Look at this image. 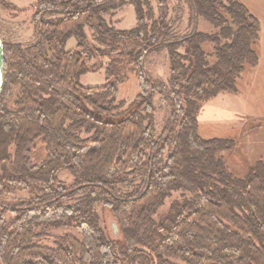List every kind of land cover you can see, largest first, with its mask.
<instances>
[{
    "label": "trees",
    "instance_id": "trees-1",
    "mask_svg": "<svg viewBox=\"0 0 264 264\" xmlns=\"http://www.w3.org/2000/svg\"><path fill=\"white\" fill-rule=\"evenodd\" d=\"M34 1L37 42L25 49L3 42L0 200L15 190L36 197L11 208L0 201V264H264V162L235 177L221 159L235 141L202 137L198 121L201 105L239 94L245 67L258 65L260 23L247 7L239 0H187L193 27L179 36L167 0H157L158 15L150 0ZM118 2L135 9L134 29L107 22ZM199 19L215 33L198 31ZM71 39L76 48L68 51ZM162 51L170 64L167 85L145 70L147 58ZM93 58L108 60L107 78L88 88L80 78L93 72ZM130 75L140 92L123 110L118 91ZM14 88L19 93L9 107ZM156 94L172 109L159 136ZM38 144L41 164L33 158ZM62 172L74 179L68 188ZM179 191L190 197L173 202L157 225L165 201ZM98 204L111 214L116 236L101 225ZM47 229L76 235L57 236L47 247L39 242Z\"/></svg>",
    "mask_w": 264,
    "mask_h": 264
},
{
    "label": "rangeland",
    "instance_id": "rangeland-1",
    "mask_svg": "<svg viewBox=\"0 0 264 264\" xmlns=\"http://www.w3.org/2000/svg\"><path fill=\"white\" fill-rule=\"evenodd\" d=\"M169 6V18L174 23V30L179 36L188 35L192 31L191 14L187 0H167ZM260 23V40L256 45L259 58L256 67L246 66L238 81L239 94L219 95L205 105H201L198 121L200 135L206 139L234 140L236 147L230 153L221 155L222 161L230 172L237 178L244 179L250 168L259 162H264V0H239ZM155 14L157 13V0H150ZM2 3L16 7L20 13L7 11ZM117 9L106 18L107 22L118 30H132L137 26L135 9L130 5L117 3ZM35 12L34 0H0V38L5 44L20 45L28 48L38 40L37 28L33 22ZM51 18V17H49ZM172 23V24H173ZM198 31L206 34H214L215 29L203 19H199ZM89 40L93 41L91 32H88ZM76 48V41L71 39L67 44V50ZM206 51L212 53V47L206 46ZM214 63L215 58H210ZM108 60L99 61L93 58L88 66L93 72L83 75L80 83L84 87H98L106 84V67ZM145 70L150 79L168 84L170 78V64L166 51L152 53L145 62ZM140 92L139 82L135 75H130L128 82L121 86L118 91V102H124L123 110L128 109L135 101ZM19 91L14 88L7 100L9 107ZM154 123L158 136L161 135L169 123L172 115L171 107L161 99L159 94L154 97ZM44 151L38 144L34 151V161L40 163L44 159ZM41 164V163H40ZM1 173V170H0ZM73 177L68 172L59 175L62 186L68 188L73 184ZM137 186L122 187L119 194L126 196L131 194ZM36 194L15 190L1 198V203L6 207H13L35 199ZM187 192H174L165 201L164 207L155 217L156 224H161L168 216L170 206L175 201H183L189 198ZM79 197L65 202L66 205H74ZM101 219V225L108 228L113 224V219L108 210L102 205L95 207ZM13 216L8 214V218ZM64 234L76 235L73 229H47L45 237L39 240L40 244L54 247L57 236Z\"/></svg>",
    "mask_w": 264,
    "mask_h": 264
},
{
    "label": "water",
    "instance_id": "water-1",
    "mask_svg": "<svg viewBox=\"0 0 264 264\" xmlns=\"http://www.w3.org/2000/svg\"><path fill=\"white\" fill-rule=\"evenodd\" d=\"M4 65H5V61H4V43L2 41V39L0 38V96L3 92V88H4V83H5V79H4ZM108 232L111 235L116 236L119 233V229L117 227V225L113 222V224L108 226Z\"/></svg>",
    "mask_w": 264,
    "mask_h": 264
}]
</instances>
